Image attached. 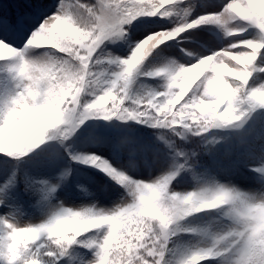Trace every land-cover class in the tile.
<instances>
[{"label": "snow or ice", "instance_id": "6c2138e0", "mask_svg": "<svg viewBox=\"0 0 264 264\" xmlns=\"http://www.w3.org/2000/svg\"><path fill=\"white\" fill-rule=\"evenodd\" d=\"M0 45V60L16 61L0 96V158L13 164L0 181V264H259L264 0H55L44 13L0 14ZM90 120L156 129L155 173L130 174L134 154L121 166L75 151ZM233 137L244 160L231 159ZM65 154L104 172L119 199L67 207L58 182L21 171ZM241 168L246 187L233 179ZM20 182L38 198L35 219H22Z\"/></svg>", "mask_w": 264, "mask_h": 264}, {"label": "rangeland", "instance_id": "374dc122", "mask_svg": "<svg viewBox=\"0 0 264 264\" xmlns=\"http://www.w3.org/2000/svg\"><path fill=\"white\" fill-rule=\"evenodd\" d=\"M15 62V60H0V77L6 81V85L2 90L0 89V96H3L15 83L9 71V66ZM256 126L260 130V126ZM156 131V129L134 122H128L126 125L118 120H90L79 130L78 136L75 138L74 149L78 152H95L97 155L121 166L128 161L130 154H134L136 168L131 170L130 174L137 176V178H144L154 174L162 163V158H158L155 152V148L158 146L155 139ZM124 138H127V144L123 149H117L116 145ZM248 139L250 141L252 137H248ZM226 146L227 144L223 139L213 146L217 150V159L224 164L227 160H222L221 155ZM231 146L233 153L245 148L239 145L235 137L231 140ZM208 158L210 161L211 158ZM12 167L13 164L8 160L5 165L0 167V181L9 175ZM64 168H70V173L66 179L61 180L59 173ZM25 169L27 168H23L22 171ZM247 171L250 169L241 168L233 176L234 181L241 187L251 184L250 178L246 175ZM29 172L37 177L49 178L53 182H58L59 186L54 193L55 201H62L67 207L91 204H96L98 207H110L123 193V189L104 172L91 165L71 161L66 154L51 159L45 165L39 164L31 167ZM16 191L25 211L22 219H29V214L33 219L38 217L40 215V208L36 205L38 198L25 191L22 182L17 184ZM205 264H214V262H205Z\"/></svg>", "mask_w": 264, "mask_h": 264}, {"label": "trees", "instance_id": "16d2710c", "mask_svg": "<svg viewBox=\"0 0 264 264\" xmlns=\"http://www.w3.org/2000/svg\"><path fill=\"white\" fill-rule=\"evenodd\" d=\"M55 3V0H0V14H6V15H15L19 14L24 10H30L35 13H44L52 9L53 5ZM4 75V73H2ZM6 85V81L4 78L0 77V89ZM257 132L258 126H256ZM92 137L91 135H89ZM252 140V139H251ZM250 140V142H251ZM258 143V142H257ZM206 160H209L207 155L204 157ZM222 160H225L224 153L221 155ZM246 158V151L245 148L238 151L237 153H233L231 159L234 160H244ZM51 159L49 157H44L43 162H40L39 159L36 160H25L24 163L21 165V171L23 168H27L28 171L31 169V167H34L39 164H47ZM7 163V160L0 158V167L5 165ZM228 161L225 162L227 164Z\"/></svg>", "mask_w": 264, "mask_h": 264}, {"label": "clouds", "instance_id": "9594fccd", "mask_svg": "<svg viewBox=\"0 0 264 264\" xmlns=\"http://www.w3.org/2000/svg\"><path fill=\"white\" fill-rule=\"evenodd\" d=\"M7 53H8V49L5 48L4 46L0 45V56L6 55ZM56 118H57V113L50 112L48 114V120H55ZM29 130H31V129L27 126L24 129L25 132H27ZM262 231H264V230H262ZM258 243H259L260 247L258 248L256 255L258 257L259 264H264V235H262L260 237V240ZM253 264H256V261H253Z\"/></svg>", "mask_w": 264, "mask_h": 264}]
</instances>
